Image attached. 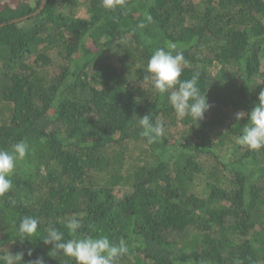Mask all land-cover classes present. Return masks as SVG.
Listing matches in <instances>:
<instances>
[{
	"label": "trees",
	"instance_id": "1",
	"mask_svg": "<svg viewBox=\"0 0 264 264\" xmlns=\"http://www.w3.org/2000/svg\"><path fill=\"white\" fill-rule=\"evenodd\" d=\"M41 4L0 0V148L30 146L0 196V257L76 264L39 237L19 241V220L33 216L65 240L123 238L117 264H264V148L236 143L248 118H235L264 91V0H127L113 11L47 0L11 23ZM172 44L181 79L195 77L212 105L198 123L146 79L152 53ZM146 114L164 128L151 143ZM70 217L82 225L74 235Z\"/></svg>",
	"mask_w": 264,
	"mask_h": 264
},
{
	"label": "clouds",
	"instance_id": "2",
	"mask_svg": "<svg viewBox=\"0 0 264 264\" xmlns=\"http://www.w3.org/2000/svg\"><path fill=\"white\" fill-rule=\"evenodd\" d=\"M103 7L113 11L117 8L126 10L127 0H103ZM151 22L152 17L147 16ZM142 22L139 27L143 28ZM186 63L182 49L175 44L168 48H157L148 59L146 72L150 74L153 88L161 97L167 96L168 102L173 107L178 118H191L197 123L205 118V113L212 105L206 94L201 95L197 79H181L183 65ZM143 86V85H142ZM247 116L248 122L243 127L242 134L236 143L246 146L249 150H260L264 148V91L259 93V102L248 112L243 110L235 113L237 121ZM139 125L142 129L140 135L147 138L148 142H154L162 137L164 128L159 120L155 123L151 115L140 116ZM30 153V146L26 141H20L11 146L10 149L0 148V196L8 193L13 188V179L18 162L24 160ZM80 220L68 218L65 227L70 234H76L81 227ZM19 241H33L39 237L45 245H52L58 254L73 258L76 264H117L124 256L128 247L125 240L119 243L111 241L107 236L93 237L84 236L78 239L65 240V233L59 229L49 226L46 235L40 232V221L33 216H24L17 225ZM27 254L31 256L33 249ZM0 260L3 264H22L24 252H7ZM29 264H45L43 257H37L28 261Z\"/></svg>",
	"mask_w": 264,
	"mask_h": 264
},
{
	"label": "water",
	"instance_id": "3",
	"mask_svg": "<svg viewBox=\"0 0 264 264\" xmlns=\"http://www.w3.org/2000/svg\"><path fill=\"white\" fill-rule=\"evenodd\" d=\"M46 2H47V0H42V4H41L40 8L35 13H33V14L29 15V16L23 17V18L15 19V20L11 21V23H17V22L23 21L25 19H28L31 16H34V15L38 14L39 12H41L43 10ZM4 25L5 24H0V26H4Z\"/></svg>",
	"mask_w": 264,
	"mask_h": 264
},
{
	"label": "rangeland",
	"instance_id": "4",
	"mask_svg": "<svg viewBox=\"0 0 264 264\" xmlns=\"http://www.w3.org/2000/svg\"><path fill=\"white\" fill-rule=\"evenodd\" d=\"M75 12L77 14V16L79 17H87V11L86 8L84 6L82 7H76Z\"/></svg>",
	"mask_w": 264,
	"mask_h": 264
}]
</instances>
